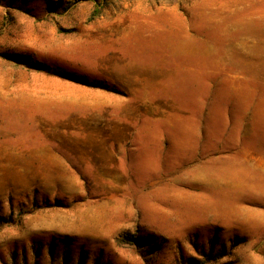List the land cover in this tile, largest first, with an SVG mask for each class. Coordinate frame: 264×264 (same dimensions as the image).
I'll use <instances>...</instances> for the list:
<instances>
[{
	"label": "rangeland",
	"instance_id": "374dc122",
	"mask_svg": "<svg viewBox=\"0 0 264 264\" xmlns=\"http://www.w3.org/2000/svg\"><path fill=\"white\" fill-rule=\"evenodd\" d=\"M125 130L158 150L132 206L101 176L35 173L46 138ZM194 258L264 264V0H0V264Z\"/></svg>",
	"mask_w": 264,
	"mask_h": 264
},
{
	"label": "crops",
	"instance_id": "0c3cea01",
	"mask_svg": "<svg viewBox=\"0 0 264 264\" xmlns=\"http://www.w3.org/2000/svg\"><path fill=\"white\" fill-rule=\"evenodd\" d=\"M135 121L130 124L121 121V126L125 128L126 126H136ZM128 131L125 130L119 135H110V131H108L105 135L96 138L89 136L80 137L81 139L79 137L71 139L56 137L50 138L51 140L46 138L47 140L40 141L38 146L33 148L39 152L40 171L35 173L101 176L102 180H100L103 184H98L96 181L93 186L96 190L109 192V197H106L105 200L119 197L118 199H121L123 205L132 206L135 200L134 192L140 187H132L131 184L143 182L148 169L158 166V161H153V158L158 156L153 157L152 155L158 150L152 149V146L145 149L141 134L136 132L138 135H132L131 131ZM43 143L44 145H42ZM64 152H68L70 157H65ZM44 159L46 161H43ZM188 165L190 166L189 171H185L186 166H184L182 183L176 180L173 181V184L179 182L182 189L190 196H188L185 206L188 208L204 207L206 204L201 202L200 193L203 190L206 191L207 187L212 189L211 178L207 177L202 164L193 167L191 163ZM53 168L63 170H45ZM221 184L222 180L219 181L218 189H221ZM213 187L216 191L217 183ZM116 190L120 192L119 195L114 192Z\"/></svg>",
	"mask_w": 264,
	"mask_h": 264
},
{
	"label": "trees",
	"instance_id": "16d2710c",
	"mask_svg": "<svg viewBox=\"0 0 264 264\" xmlns=\"http://www.w3.org/2000/svg\"><path fill=\"white\" fill-rule=\"evenodd\" d=\"M46 65H47V64H46ZM46 67H47V66H46ZM50 69H53L54 73H58V72L63 71L62 69H60V68H58V67H55V68L50 67ZM63 73H65V72L63 71ZM66 73H67V72H66ZM69 74H70V73H69ZM71 75H74V74L71 73ZM78 79H80V78H78ZM81 79H82V78H81ZM82 80H84V81H86V82L88 81L87 79H82ZM101 85H102V84H101ZM120 242H130V243H135V244H137L138 246L141 245L139 239L134 238V237H131V236H129V235H126L124 238L120 239ZM191 263H192V264H203V263L200 262L199 259H196V258H194V259L192 260Z\"/></svg>",
	"mask_w": 264,
	"mask_h": 264
}]
</instances>
